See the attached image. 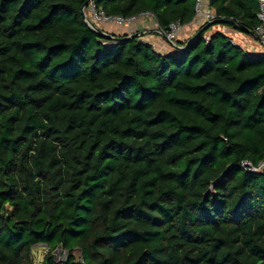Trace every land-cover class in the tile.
Instances as JSON below:
<instances>
[{"label": "trees", "instance_id": "trees-1", "mask_svg": "<svg viewBox=\"0 0 264 264\" xmlns=\"http://www.w3.org/2000/svg\"><path fill=\"white\" fill-rule=\"evenodd\" d=\"M195 1L89 5L166 32ZM87 2L0 0V264H264V56L206 25L166 55L108 39ZM208 4L258 24L257 0Z\"/></svg>", "mask_w": 264, "mask_h": 264}, {"label": "built area", "instance_id": "built-area-1", "mask_svg": "<svg viewBox=\"0 0 264 264\" xmlns=\"http://www.w3.org/2000/svg\"><path fill=\"white\" fill-rule=\"evenodd\" d=\"M257 4H258V12H257L256 18H257L258 24L252 30V32L259 38L258 42H260V44L264 48V0H257ZM89 10H91L94 16V18L90 20L93 24H103V25L111 24V25H116L120 27H125V26H129L132 23L136 22L138 19H143V18H148L149 20L154 22L153 16L149 13L140 14L137 17H132L129 19H123L121 17H106L102 13H97L92 5L89 7ZM194 12H195V18L193 21H194V24L196 23V26H198V28L218 20V17H216L213 10L209 7L208 0H196ZM157 29L158 27L156 25L154 32L161 35V33ZM183 29H184V26H181L178 22H175V23H171L168 26V29L166 32H163L165 36V40L167 41V44L171 48L173 49L182 48V47H179L178 45H179V37ZM100 30L102 31L104 35L103 37H106V38L111 37L109 39L115 38L111 35V33L105 32L103 29H100ZM219 31L222 32L223 34L230 36L231 38H232L231 33L234 32L226 27L223 28V30H219ZM193 40H194L193 37H191L190 42ZM206 40H208V38H206ZM231 41L233 45L239 46V44L233 41V38L231 39ZM104 44H107V42ZM108 44L112 45L113 43H108ZM240 47L245 49L243 46H240ZM247 165H248L247 163H243V166H247Z\"/></svg>", "mask_w": 264, "mask_h": 264}, {"label": "rangeland", "instance_id": "rangeland-1", "mask_svg": "<svg viewBox=\"0 0 264 264\" xmlns=\"http://www.w3.org/2000/svg\"><path fill=\"white\" fill-rule=\"evenodd\" d=\"M91 5H89L90 7ZM89 7L85 10V14L87 16V18L89 20L93 19L94 16L91 12V10H89ZM146 20H148L146 18ZM98 29H104V28H110L112 31H115L116 32V36H121V35H124V33L122 34V32H126L128 33L129 35H132L130 34L131 31L133 30H129L127 27L126 30H121L120 26H116V25H111V24H107V25H103V24H94ZM222 25L221 24H216V25H213V27L211 28L210 33H213V32H219V30H223V27H221ZM108 30V29H107ZM197 31V30H196ZM135 32V31H134ZM138 33V32H137ZM146 33V32H144ZM143 32L141 33H138V37L146 42L147 44L151 45L154 50L156 52H158L159 54H163V53H160V49L162 48L163 45H160V49L158 48L159 44H155L152 40H154L155 38V35L153 37H149V34L147 36V34H144ZM196 32H194L195 34ZM135 34V33H133ZM231 36L233 38V41L241 46H243L245 48L246 51H249L250 53H256L258 55H263L264 56V48L262 47V45L260 44V42H258L257 39H255L254 37L250 36V35H245V34H242V33H238V32H233L231 33ZM143 37V38H142ZM147 38V39H146ZM149 41V42H148ZM151 41V42H150ZM184 42V41H183ZM167 44V43H166ZM167 48H168V51H170V53H174L176 52L177 49H173L171 48L168 44L166 45ZM179 47H181L180 45H178ZM170 53H167V54H170ZM166 55V54H165ZM47 253V249L42 246V245H37L33 248V260H34V264H42V259H43V256ZM52 255L54 256L55 258V261L56 262H62L66 259V252H64L61 248H57L53 253ZM74 256L75 258L77 259H80V255L78 252H74Z\"/></svg>", "mask_w": 264, "mask_h": 264}, {"label": "crops", "instance_id": "crops-1", "mask_svg": "<svg viewBox=\"0 0 264 264\" xmlns=\"http://www.w3.org/2000/svg\"><path fill=\"white\" fill-rule=\"evenodd\" d=\"M148 19V18H147ZM129 27L128 29L130 30H133L130 32V34H133V33H141V32H146L144 34H149V37H153L155 35V38L154 40H152L155 44H159L158 48L160 49V45H163L162 48L160 49V53H163L162 55H165L167 53H170L167 52L168 51V48H167V41L165 40V38L157 33L154 32L155 28H156V24L154 22H152L151 20H146V18H143V19H138L136 22L132 23L131 25L127 26ZM127 27H121L120 29L121 30H126ZM225 28V27H223ZM102 29V28H101ZM108 29V30H107ZM198 26H196V23L194 24V21L191 22L190 24L184 26V29L179 37V44H181L183 41H186L188 40L189 38H191L193 35H194V32H196V30H198ZM105 32H108V33H113V34H116L115 31H112L110 28H104L103 29ZM135 31V32H134ZM128 34L126 32H122V34ZM129 35V34H128ZM143 38V37H142ZM147 39V38H146ZM149 42V41H148ZM151 42V41H150ZM241 46V45H239ZM159 52V51H158ZM249 52V51H247ZM254 54V52H253ZM256 54V53H255Z\"/></svg>", "mask_w": 264, "mask_h": 264}, {"label": "water", "instance_id": "water-1", "mask_svg": "<svg viewBox=\"0 0 264 264\" xmlns=\"http://www.w3.org/2000/svg\"><path fill=\"white\" fill-rule=\"evenodd\" d=\"M92 2V0H88V2L84 5V7L82 8V10H81V16H82V18H83V20H84V22L89 26V28L91 29V30H93L94 32H96V33H98L100 36H104L103 35V33H102V31L100 30V29H98L88 18H87V16H86V14H85V9L89 6V4ZM224 22L223 21H221V20H216V21H214V22H211V23H209V24H207L206 26H205V28H207V27H209V26H213V25H216V24H223ZM226 23H228V24H234L233 22H226ZM244 33H246V34H248V35H250V36H252V37H254L255 39H257L258 41H259V38L252 32V31H250V30H247L246 28H244V27H241L240 28ZM160 33H161V35L165 38V36H164V33L162 32V31H160L159 29H157ZM138 33H136V34H132V35H129L128 36V38L129 37H138ZM200 35V32H198V33H196L194 36H193V39H195V38H197L198 36ZM109 38H111V37H109ZM108 38V39H109ZM190 43V42H189ZM179 50H184L185 48H178ZM60 248V247H59Z\"/></svg>", "mask_w": 264, "mask_h": 264}]
</instances>
